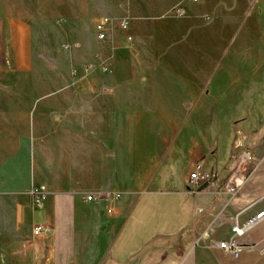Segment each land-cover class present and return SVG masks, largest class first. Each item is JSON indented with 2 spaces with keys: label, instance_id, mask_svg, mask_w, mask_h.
Listing matches in <instances>:
<instances>
[{
  "label": "crops",
  "instance_id": "obj_1",
  "mask_svg": "<svg viewBox=\"0 0 264 264\" xmlns=\"http://www.w3.org/2000/svg\"><path fill=\"white\" fill-rule=\"evenodd\" d=\"M129 1L110 14L133 24L132 41L120 31L99 41L110 57L87 64L109 74L72 76L71 91L34 109L1 103L0 203L21 230L11 245L3 240L0 264H264V219L232 230L264 209V82L249 93V69L264 67L259 46L215 45L208 10L219 0H142L158 5L143 13ZM224 2L238 21L246 1ZM10 19L0 3V101L25 96L18 43L22 59L9 72ZM196 162L208 173L202 185L189 183ZM40 184L38 207L30 189ZM35 224L44 228L37 236ZM230 237L237 256L213 245Z\"/></svg>",
  "mask_w": 264,
  "mask_h": 264
},
{
  "label": "rangeland",
  "instance_id": "obj_2",
  "mask_svg": "<svg viewBox=\"0 0 264 264\" xmlns=\"http://www.w3.org/2000/svg\"><path fill=\"white\" fill-rule=\"evenodd\" d=\"M117 1L120 0H0V3L8 7L11 17L9 25L10 75H17L18 68L15 61L22 59L18 58L17 53L14 52L17 43L24 46L26 66L25 89L19 90L25 93L24 98L0 101V106L1 103L8 102L11 109H34L36 105L39 106L56 93L71 91L72 86H66V84L69 82L68 78L72 76L109 74L108 68L96 67L86 71V65L96 63L98 60L105 65L103 58L108 59L111 55L109 47L99 48L95 45L100 43L95 36L94 23L101 14H110ZM134 1V4L129 1L130 9L134 7L137 13L145 12L150 6L158 7V5L144 4L142 0ZM245 1L247 5L239 10L238 21L226 18L225 15L231 10L225 5L224 0H219L214 10H208L212 14L215 13L216 25L211 33V39L217 46L242 43L245 46L249 45L255 51L259 46L260 51L253 54H258L262 60L264 59V13L260 18H256L255 14L258 8L264 6V0ZM190 5L191 7L198 6L193 3L186 4L187 7ZM205 11L207 10L204 7L196 8V12L204 13ZM132 27L133 24L129 32L133 31ZM258 31H261L262 35L257 36ZM117 33L119 31H115L113 37L103 41H112ZM18 37L19 41H17ZM247 54L251 56L252 53L243 55ZM253 70L255 73H252ZM249 72L252 73L249 93L252 94L254 91L258 93L261 89V82H264V67L250 68ZM168 74H174L173 69L165 73V75ZM249 111H252L251 108ZM203 118L207 123L209 116ZM171 134V141H173V133ZM23 159L24 155H18L20 168H22ZM2 189L0 187V190ZM8 205L11 207L10 204ZM3 207L4 205L0 203V263L3 240L9 241L11 245L12 241L18 238L21 230L15 225L14 211L11 209L4 211Z\"/></svg>",
  "mask_w": 264,
  "mask_h": 264
},
{
  "label": "built area",
  "instance_id": "obj_3",
  "mask_svg": "<svg viewBox=\"0 0 264 264\" xmlns=\"http://www.w3.org/2000/svg\"><path fill=\"white\" fill-rule=\"evenodd\" d=\"M191 1H197V0H191ZM118 5H121V2L118 3ZM171 11L174 13H181V9L178 6H174L171 8ZM129 29V20L125 16H115L112 14L104 13L99 16V18L94 23V31L96 39L99 41L106 40L108 38L113 37L115 31H123L125 32V39L127 42H131L133 37L128 32ZM90 65H86V71L89 70ZM246 159H251V154L248 152H243ZM209 180L208 173L205 169L202 167L201 162H196L192 169L189 172V183L192 185L196 184H204L207 183ZM33 203L41 207L44 203V200L46 198L47 189L45 185H36L31 187L30 189ZM83 198L86 200L89 199H96L100 198V195L98 193H88L84 194ZM264 219V209L260 210L256 214L250 216L242 225H237L234 223L232 225V230L234 232V235H242L245 231H247L249 228H251L256 223L262 221ZM44 230L43 225L41 224H35L32 228V233L34 236L39 235ZM213 245H217V247L229 251L233 256H237L240 244L236 242L234 237H230L226 240H221L216 243H213Z\"/></svg>",
  "mask_w": 264,
  "mask_h": 264
}]
</instances>
